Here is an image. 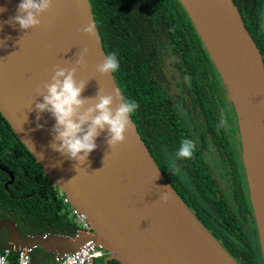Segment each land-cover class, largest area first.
<instances>
[{"label": "water", "instance_id": "95a60500", "mask_svg": "<svg viewBox=\"0 0 264 264\" xmlns=\"http://www.w3.org/2000/svg\"><path fill=\"white\" fill-rule=\"evenodd\" d=\"M179 1L202 39L236 114L264 264V213L259 212L256 203L247 154L242 101L247 102L236 85L239 75L257 121L258 162L264 181V62L232 0L208 2L227 34L235 69L232 65L227 68L214 54L187 0ZM20 2L0 0V114L43 173L85 217L95 235H80L73 240L54 234L23 238L14 222L2 220L0 229L8 230L6 247L19 250L38 246L41 253L55 254L59 259L86 243H95L106 252L103 264L110 260L119 264H237L168 183L131 117L132 127L125 141L111 148L105 130L86 162L52 150L56 121L50 113H38L35 105L43 102V85L51 81L58 65L77 67L80 54L88 49L86 64L77 72V79L85 82L82 95L95 98L102 90L110 95L118 92L117 104L123 98L112 73L105 76L96 70L106 57L97 28L96 37L80 31L94 21L89 0H54L52 9L42 15L41 26L27 32L19 24L9 23ZM165 193L170 194L167 202L162 199Z\"/></svg>", "mask_w": 264, "mask_h": 264}, {"label": "trees", "instance_id": "16d2710c", "mask_svg": "<svg viewBox=\"0 0 264 264\" xmlns=\"http://www.w3.org/2000/svg\"><path fill=\"white\" fill-rule=\"evenodd\" d=\"M232 1L264 62V25L261 33L258 30L264 0ZM89 4L105 55L118 57L119 69L112 75L122 98L138 105L130 117L153 160L155 154L163 159L168 150L176 154L180 148L176 138L192 119H200L215 133V128L224 132L233 116L240 138L223 81L179 0H89ZM162 159L155 158L156 163H165ZM193 163L202 195V165ZM213 185L210 179L204 182L206 189ZM57 189L0 114V218L14 221L23 238L54 234L73 240L76 226L59 214ZM204 196L212 201L209 193ZM224 210L221 206L213 214L220 218L219 224L222 219L231 224L232 214ZM7 244L5 229L0 232V251ZM33 256L54 264L51 254L35 250ZM252 264L261 261L255 258Z\"/></svg>", "mask_w": 264, "mask_h": 264}, {"label": "flooded vegetation", "instance_id": "af4514ba", "mask_svg": "<svg viewBox=\"0 0 264 264\" xmlns=\"http://www.w3.org/2000/svg\"><path fill=\"white\" fill-rule=\"evenodd\" d=\"M229 119L228 115L227 120ZM229 123L230 125L224 128V132L221 128H215L213 133L211 128L205 126L200 119H192L190 123L183 124L181 134L184 136L176 138L179 147L183 139H191L195 142L196 149L192 158H176L175 153L169 150L164 152L163 159L155 153L153 157L165 160L161 165V163L157 164L158 161L154 158L166 180L177 195L186 202L184 203L191 213L237 264H252L255 258L263 264L240 138L233 116ZM220 139H224L225 144ZM169 158L171 161L175 158V169L171 167ZM193 162L202 165V195L199 193L201 190L198 178L195 177L197 165ZM207 179L212 180L213 188H205L204 182ZM59 193L57 189L56 196ZM204 193H209L212 201L208 202ZM221 206L223 211L226 207L228 214H232L231 218L234 219L229 218L231 224L226 223L224 219L221 221L222 224L218 223L217 220L220 218L213 214V210ZM2 220L10 219L0 218V221ZM5 229L1 228L0 232ZM6 234L8 237L7 229Z\"/></svg>", "mask_w": 264, "mask_h": 264}, {"label": "clouds", "instance_id": "9594fccd", "mask_svg": "<svg viewBox=\"0 0 264 264\" xmlns=\"http://www.w3.org/2000/svg\"><path fill=\"white\" fill-rule=\"evenodd\" d=\"M53 3L54 0H21L17 14L10 19L9 23L19 24L25 32L39 27L42 24V15L52 9ZM80 31L96 37L95 22L90 21ZM87 52L88 49H84L80 54L76 61L77 67L70 69L59 65L56 67L51 81L43 85L44 91L41 93L43 102L35 105L38 113H50L56 121L52 129L54 133L53 143L50 145L52 150L78 162L88 160L89 155L98 147L96 139L105 130L108 133L107 143L111 148L123 143L126 139V132L132 127L130 116L138 108V105L130 100L121 99V102L117 104L118 92L110 95L99 90L95 98L82 95L85 82L77 79V72L79 67L86 64ZM118 69L119 60L113 53L107 55L96 70L106 76ZM90 101L93 102L90 103ZM39 118L38 115L37 119ZM38 127H43V125L38 124ZM195 149L196 145L193 140L183 139L175 157L190 159ZM171 167L175 169V158L171 161ZM162 199L167 202L170 194H163Z\"/></svg>", "mask_w": 264, "mask_h": 264}, {"label": "bare ground", "instance_id": "6f19581e", "mask_svg": "<svg viewBox=\"0 0 264 264\" xmlns=\"http://www.w3.org/2000/svg\"><path fill=\"white\" fill-rule=\"evenodd\" d=\"M188 7L196 17L197 22L203 27L204 35L214 54L219 55L228 66L235 69V58L233 51L228 43L227 34L223 30L217 14L213 11L208 0H187ZM236 85L241 97L248 103L246 96V87L239 75L236 76ZM242 101L244 110V119L247 129V154L251 169V176L254 180V196L256 199L259 212L264 213V181L258 162V148L255 131L258 128L256 118L252 108ZM256 123V124H255ZM256 128V129H255Z\"/></svg>", "mask_w": 264, "mask_h": 264}, {"label": "built area", "instance_id": "2783aa9c", "mask_svg": "<svg viewBox=\"0 0 264 264\" xmlns=\"http://www.w3.org/2000/svg\"><path fill=\"white\" fill-rule=\"evenodd\" d=\"M57 199L60 202V208L64 206L70 217H72V221L79 226L76 228L73 239L78 238L80 235L93 233L85 217L70 205L61 191ZM46 236L43 235L42 238ZM40 249L38 246L21 248L19 250L5 247L0 251V264H40L39 258L35 260L36 257L33 256V252ZM51 255L54 264H95V260L106 257V252L95 243H86L72 252L65 253L59 259L55 254Z\"/></svg>", "mask_w": 264, "mask_h": 264}, {"label": "rangeland", "instance_id": "374dc122", "mask_svg": "<svg viewBox=\"0 0 264 264\" xmlns=\"http://www.w3.org/2000/svg\"><path fill=\"white\" fill-rule=\"evenodd\" d=\"M263 15H264V10L262 8V10L260 12V15H259V18H258V30H259V33H261V29L263 28V22H264ZM169 160L171 161L170 158H169ZM246 179H247V183H248V191H249V196H250V186H249V181H248L247 176H246ZM56 199H54L53 201H55ZM57 201H58V199H57ZM59 214H62L66 219L72 220V217H70L69 213L64 208V206L63 207L61 206L60 213ZM75 226H76V228L79 227L77 224H75ZM92 234L95 235V232H93ZM103 260H104V258L103 259L95 260V264H103V262H104Z\"/></svg>", "mask_w": 264, "mask_h": 264}, {"label": "crops", "instance_id": "0c3cea01", "mask_svg": "<svg viewBox=\"0 0 264 264\" xmlns=\"http://www.w3.org/2000/svg\"><path fill=\"white\" fill-rule=\"evenodd\" d=\"M40 264H49L48 260L40 261Z\"/></svg>", "mask_w": 264, "mask_h": 264}]
</instances>
